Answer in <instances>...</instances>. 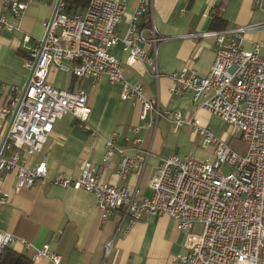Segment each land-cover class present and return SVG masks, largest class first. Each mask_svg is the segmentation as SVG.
I'll list each match as a JSON object with an SVG mask.
<instances>
[{"label": "built area", "instance_id": "obj_1", "mask_svg": "<svg viewBox=\"0 0 264 264\" xmlns=\"http://www.w3.org/2000/svg\"><path fill=\"white\" fill-rule=\"evenodd\" d=\"M30 1L0 0V28H14L8 15L19 17ZM69 1L53 0L42 34L32 40L23 58L26 80L7 85L8 98L0 105V177L12 170L15 191L38 182L89 191L102 220L120 214L131 225L148 214L170 216L176 229L185 233V251L165 264H264V17L254 23L192 33L213 37L214 58L207 73L200 76L182 66L169 74L172 93L190 91L194 102L199 98L196 108L235 128L245 145L243 151H236L194 114L186 117L178 109L161 108L159 98L147 96L141 83L125 79L121 61L110 52L118 42L127 54L126 63L143 61L153 77L161 75L157 42L163 37L153 20L141 23L148 0H133L127 14V0H88L81 10ZM215 1L222 11L227 0ZM251 3L264 15V0ZM122 21L125 29L120 34ZM256 30L261 37L244 48L242 39ZM53 68L76 77L104 74L111 82L121 83V97L133 99L139 118L151 115L145 124H154L161 114L169 117L174 129L192 126L202 146L213 147L214 158L177 153L161 158L148 179L150 195L140 199L130 185L102 180L88 161L76 174L52 171L48 157L39 155L55 121L71 112L84 124L90 112L84 90L57 87L48 80ZM106 146L103 158L108 163L113 153L111 139ZM139 160L144 156H129L120 150L116 174L125 177ZM224 163L235 169L223 173ZM12 238L0 229V253ZM112 244L113 237L105 241L104 254ZM40 256L60 264V255L47 245L35 249V257Z\"/></svg>", "mask_w": 264, "mask_h": 264}, {"label": "crops", "instance_id": "obj_2", "mask_svg": "<svg viewBox=\"0 0 264 264\" xmlns=\"http://www.w3.org/2000/svg\"><path fill=\"white\" fill-rule=\"evenodd\" d=\"M52 2L30 1L19 17L8 15L14 28H0V105L8 98L7 85H21L26 80L23 58L32 40L42 34L43 21L50 13ZM132 5L133 0H127L126 13ZM213 15L219 16L223 27L254 23L264 17L263 11L252 5L251 0H227L222 11L218 10L215 0H148L141 23L153 20L158 35L163 37L157 42L160 77H153L143 61L126 63L127 54L120 42L110 52L121 61L125 79L141 83L147 96L159 98L161 108L178 109L186 117L194 114L200 124L209 125L231 146L224 132L229 125L238 136L231 124L203 108H196L199 98L194 102L190 91L172 93L169 90V74L173 70L187 66L200 76L207 73L214 58L213 37L191 34L219 29L211 28ZM124 29L122 21L120 34ZM260 37L257 30L248 32L242 39L243 47L250 48ZM261 52L264 54V47ZM48 80L57 87L84 90L90 106L84 124L71 112L63 113L55 121L39 155L48 157L54 172L76 174L88 161L102 180L128 184L132 190L137 189L136 199H140L150 195L148 179L161 158L171 153L198 159L214 158L213 147H203L192 126L174 129L169 117L161 114L154 124H145L151 115L140 119L139 107L133 99L121 97L122 84L111 82L104 74L97 78L76 77L53 68ZM2 121L0 115V130ZM107 139L113 144L108 163L103 158ZM239 142L242 143L239 150L231 147L243 151L245 145L240 139ZM120 150L129 156H144L125 177H119L115 169ZM36 157L29 158V163ZM14 180L12 170L4 171L0 177V197H4L0 199V229L12 234L7 246L29 257L30 264H53L46 256L35 257V249L45 245L60 255V264H165L171 256L185 251V233L177 230L166 214H148L131 225L120 214L102 220L95 196L89 191L45 182L15 191ZM110 237H113L112 247L104 254L103 245Z\"/></svg>", "mask_w": 264, "mask_h": 264}, {"label": "trees", "instance_id": "obj_3", "mask_svg": "<svg viewBox=\"0 0 264 264\" xmlns=\"http://www.w3.org/2000/svg\"><path fill=\"white\" fill-rule=\"evenodd\" d=\"M88 0H70L68 3H74L77 9L81 10L84 8ZM214 23H217L216 25ZM212 27L221 28L223 27L222 20L218 15L212 16ZM30 258L26 257L20 252H16L13 249L5 246L0 253V264H30Z\"/></svg>", "mask_w": 264, "mask_h": 264}, {"label": "rangeland", "instance_id": "obj_4", "mask_svg": "<svg viewBox=\"0 0 264 264\" xmlns=\"http://www.w3.org/2000/svg\"><path fill=\"white\" fill-rule=\"evenodd\" d=\"M127 14V13H126ZM233 128H229V125L225 126L224 132H226V134H228V141L230 142L231 146L238 149L239 147H241L242 143L239 142L238 136H236V134H234L233 132ZM239 150V149H238ZM234 166L228 163H224L221 167V171L223 173H227L230 170H234Z\"/></svg>", "mask_w": 264, "mask_h": 264}]
</instances>
